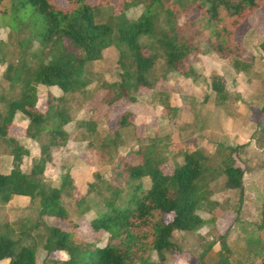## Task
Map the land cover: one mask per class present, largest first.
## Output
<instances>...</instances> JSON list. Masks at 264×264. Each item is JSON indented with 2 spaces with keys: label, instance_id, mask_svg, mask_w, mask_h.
Masks as SVG:
<instances>
[{
  "label": "rangeland",
  "instance_id": "374dc122",
  "mask_svg": "<svg viewBox=\"0 0 264 264\" xmlns=\"http://www.w3.org/2000/svg\"><path fill=\"white\" fill-rule=\"evenodd\" d=\"M66 8L65 0H53ZM92 1V0H91ZM119 0H110L107 6L97 10V19L112 25L117 22ZM142 5L126 12L129 19L141 13ZM196 17L194 11L187 12L178 20L179 25ZM0 21V111L6 101L17 98L21 83H10L4 72L12 65L18 70L23 64L36 68L51 60L56 52L43 49L36 41L26 43L29 33L22 25L11 29ZM168 29L163 18L150 36L140 41L155 53L154 63L146 74L149 86L130 88L133 100L120 98L111 104L103 101L105 90L96 86L103 82L118 81L125 69H132L130 57H121L115 45L101 51L99 58L88 60L83 66L81 81L74 91L65 93L70 121L63 126L68 133L64 145L49 148V160L42 174L35 176L46 188L59 187L66 172L70 179L64 185L60 201L69 213L67 221L51 215H38L37 200L11 196L0 203V222L8 221L15 229L26 231L24 239H37L35 264H54V259H64V252L47 254L41 247L45 226L71 228L87 241L104 244L107 233L95 231L90 219L104 211V200L111 188L119 190V200L124 199L135 182L144 188L148 177L131 179L124 171L126 163L138 160V153H149L163 160L165 172L183 161L185 153L200 152L206 159V171L197 181L200 196L198 211L205 222L192 231L174 230L171 241L180 252H164L161 260L152 253L150 264H193L203 254V259L213 261L221 245L228 248L232 264H260L264 256V175L261 183L250 180L252 170L264 169V114L259 107L264 103V7L256 10L236 30L237 47L220 57L211 51L204 35L198 33L195 24L179 29L180 35L191 37L194 50L187 58L182 71L171 68L156 40L159 31ZM67 51L74 58L82 52L65 39ZM238 58L249 64L246 71H235L233 60ZM191 69V70H189ZM186 72V74H185ZM14 71L10 72V74ZM220 79L222 95L211 88V80ZM37 106L42 108L47 91L56 95L62 92L57 87L35 84ZM122 113L128 121L120 124ZM28 118L21 112L14 114L9 135L14 142L27 150L16 157L11 152L14 144L0 137V172L21 171L29 173L34 160L40 156V143L46 142L26 137L24 129ZM85 123L94 125L90 130ZM234 147V149H232ZM241 167V191L226 185L222 169L228 160ZM82 200L77 203L78 200ZM38 237V238H37ZM35 242V240H34ZM3 264V262H0Z\"/></svg>",
  "mask_w": 264,
  "mask_h": 264
},
{
  "label": "trees",
  "instance_id": "16d2710c",
  "mask_svg": "<svg viewBox=\"0 0 264 264\" xmlns=\"http://www.w3.org/2000/svg\"><path fill=\"white\" fill-rule=\"evenodd\" d=\"M65 1L68 3L66 8L58 7L53 0H0L2 24L11 29L22 25L29 33L26 43L36 41L41 48L56 52L51 60L36 68L22 64L14 70L9 64L3 74L10 83H21V89L19 96L6 101L0 111V137L14 144L11 152L16 157L27 152L9 135L14 114L19 111L28 118L25 136L37 141L45 136L46 142L40 143V156L33 161L29 173L0 172V203H6L13 195L25 196L30 203L38 201L39 216L46 214L70 221L71 217L60 201L64 185L70 179L69 173L62 175L60 186L55 188H46L35 176L43 173L50 157L49 148L67 141L68 133L63 126L70 121V116L64 94L74 91L77 84H84L80 78L85 62L99 58L101 51L111 44L121 57L129 56L131 70L125 69L118 81H103L96 88L105 90L103 101L108 105L120 98L133 100L130 88L149 86L146 74L156 58L155 53H145L149 47L140 38L150 36L160 18L168 29L159 31L156 40L166 63L182 71L194 45L190 36L180 35L179 29L195 24L211 51L225 56L237 47V27L264 7V0H119L115 25L97 19L98 8L109 5L110 0ZM139 5L143 7L141 13L137 18L129 19L126 12ZM189 11H194L196 17L179 25L178 20ZM65 39L80 49L82 57L74 58L67 51ZM260 47L264 50V41ZM232 65L237 72L249 69V64L238 58ZM11 71L14 73L10 74ZM35 84L57 87L62 93L56 95L47 91L41 108L37 106ZM211 88L223 96L220 79H212ZM259 112L264 114V103ZM127 121L126 113H122L120 124ZM85 124L94 130L93 123ZM261 128L264 136V125ZM137 155L138 160L126 163L124 171L131 179L148 177V186L144 188L140 181L135 182L120 202L119 190L110 187L111 194L104 200L105 210L90 219L95 231L107 233L104 244L83 240L73 228L74 221L69 229L45 226L43 250L47 254L64 252L67 255L64 259H54V264H150L152 253L162 260L164 252H180L170 239L174 230L192 231L204 224L205 219L197 212L200 200L197 181L207 169L206 158L200 152L185 153L181 163L165 172L161 168V158L149 153ZM222 172L226 176V185L242 192L243 169L229 159ZM14 234L12 223L0 222V262L35 264L37 239L34 238L35 242L33 238L24 239L27 233L23 229L16 236ZM224 250L228 253L223 244L216 259L209 262L201 254L193 264H232ZM260 264H264V256Z\"/></svg>",
  "mask_w": 264,
  "mask_h": 264
},
{
  "label": "crops",
  "instance_id": "0c3cea01",
  "mask_svg": "<svg viewBox=\"0 0 264 264\" xmlns=\"http://www.w3.org/2000/svg\"><path fill=\"white\" fill-rule=\"evenodd\" d=\"M264 51V50H263ZM261 107V106H260ZM259 107V108H260ZM258 108V109H259ZM263 134V133H262ZM262 149H263V152H264V147H262ZM250 173V176L251 177H257V180L255 179V178H248L247 177V180L248 181H250V180H252V181H254L255 183L257 182L258 183V185H260V183H261V177H262V175H264V169H258V170H252L251 172H249ZM249 173H244V170H243V178L245 177V176H247ZM17 197H22V198H27V197H25V196H19V195H16Z\"/></svg>",
  "mask_w": 264,
  "mask_h": 264
}]
</instances>
